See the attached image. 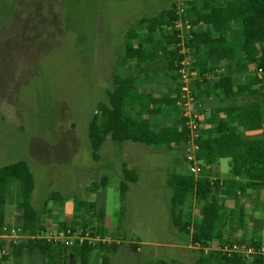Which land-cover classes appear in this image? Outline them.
Masks as SVG:
<instances>
[{
	"label": "rangeland",
	"instance_id": "rangeland-1",
	"mask_svg": "<svg viewBox=\"0 0 264 264\" xmlns=\"http://www.w3.org/2000/svg\"><path fill=\"white\" fill-rule=\"evenodd\" d=\"M201 1L185 0L186 13L192 14ZM176 8L175 0H0V168L16 162L30 166L35 178L32 204L39 215L38 236L59 228V223L95 232L101 223L98 216L80 208L74 199L105 210V232L99 236L108 243L92 254V264H205L211 252L217 253L192 242L191 233L202 219L204 203L194 201L185 208L190 235L181 234L172 224V192L166 181L173 171L188 173L184 143L156 147L108 138L94 161L88 140L91 118L100 115L101 106L108 103L107 93L113 89L116 61L125 52L126 35L135 31L140 36L150 35L149 26L141 21ZM150 26L155 27L156 44H162L167 28ZM239 30L234 25L229 38H238ZM164 61L159 57L144 72L142 85L154 97L157 91H173L174 80ZM221 68L226 71L227 64ZM214 77L201 79L197 75L193 80L211 82ZM153 81L155 87L150 86ZM215 94L197 102L194 98L197 118H208L213 107L223 104ZM162 120L157 122L164 126L171 123ZM199 126L204 135L214 132L205 121ZM125 170L134 171L137 179L127 182L122 199L120 184L125 181ZM203 175L232 179L231 159L204 167ZM104 178L107 186L97 190ZM22 185L12 181L5 218L6 227L20 230ZM56 192L65 199L63 204L51 200ZM219 201L227 243L215 241L210 247L217 250L234 242L264 245L262 192L248 190L237 198L220 197ZM241 213L245 218L242 227ZM24 240L0 242V264H47L46 257L30 255L25 249L16 256L15 247ZM2 249L7 250V256L2 255ZM72 250L59 264H79V248Z\"/></svg>",
	"mask_w": 264,
	"mask_h": 264
},
{
	"label": "trees",
	"instance_id": "trees-1",
	"mask_svg": "<svg viewBox=\"0 0 264 264\" xmlns=\"http://www.w3.org/2000/svg\"><path fill=\"white\" fill-rule=\"evenodd\" d=\"M197 8L192 14L185 12L184 20L191 29L185 31L183 45L190 51L198 74L203 76L207 73L203 64L205 62L215 79L211 82L195 79L191 82V90L195 102L207 100L217 93L215 97L219 96L223 104L213 107L208 118L198 116V125L205 121L213 127L214 132L204 135L199 131L196 160L207 168L221 159H231L234 177L220 180L201 174L196 179L189 171L185 174L173 171L166 183L172 192V224L181 234L190 235V223L184 221L185 208L194 201L204 203L202 219L194 226L191 237L194 244L208 248L215 241L220 243L225 233L220 197L237 198L248 190L259 191L264 195V0H202ZM175 14V9H172L152 19L142 20V25L149 26L150 35L140 36L136 31L126 35L125 52L116 61L113 89L107 93L108 103L101 106L100 115H94L88 126V140L94 161L99 159V152L108 138L118 143L156 147L170 146L175 141L185 143L189 132L181 108V82L178 75L182 57L177 45L181 41L177 39V34H166L160 41L162 44H156V36L152 33L155 27L150 26L159 25L168 29L177 20ZM234 25L240 28L239 37L230 39L229 34ZM161 56L165 60L167 72L173 77L174 87L169 96L154 104L149 90L143 86L144 72ZM224 64H227L226 71L221 68ZM253 66L255 69L251 71ZM122 70L123 73L120 72ZM258 70L263 72L262 79L257 74ZM166 107L174 115V121L163 127L165 130L156 131L152 118L160 116ZM197 111L199 108L196 104L195 113ZM123 175L125 181L120 184L122 199L128 190L127 182L135 183L137 179L134 171L125 170ZM12 181L23 182L19 189V210L22 215L19 225L26 236V240L15 247L16 256H21L25 249L30 255L46 257L47 264H59L69 252H73L74 247L38 238L39 215L32 204L35 178L26 162L0 168V229L5 227ZM106 186L107 178H104L97 190ZM51 200L60 204L65 201L58 192L51 195ZM73 201L83 210L96 213L101 223L95 232L91 230V235L103 236L105 210L96 208L92 202ZM243 222L241 213L240 225ZM76 226L72 224L68 228L59 223L56 229L76 231ZM250 245L262 246L261 242ZM116 247L113 246L115 251ZM102 249L101 243L95 246L85 244L79 249L76 259L79 264H92V254ZM207 260L205 264H264L262 257L249 262L244 258H226L215 252H211Z\"/></svg>",
	"mask_w": 264,
	"mask_h": 264
},
{
	"label": "built area",
	"instance_id": "built-area-1",
	"mask_svg": "<svg viewBox=\"0 0 264 264\" xmlns=\"http://www.w3.org/2000/svg\"><path fill=\"white\" fill-rule=\"evenodd\" d=\"M176 3V22L167 29L168 34H177V39L181 41L177 46L180 48L179 55L182 57V60L179 64L178 75L180 77L181 87V108L183 110V117L186 120V128L189 132L187 139L185 140L186 149V162L188 164V171L197 179L203 173L204 167L196 160V152L197 145L196 139L199 137L200 126L197 123V116L193 112V103L194 97L191 94L190 84L193 81V77H200L201 79H213L211 73L209 72V67L207 68V73L203 76L199 75L194 67V59L191 56L188 48L184 47L183 41L185 38V31H189L191 29L190 24L184 20L185 16V0H175ZM260 79L263 77L262 70L257 71ZM16 238H26L21 232L20 229L12 228V227H3L0 229V242H4L6 240L16 239ZM39 239L51 242L54 241L56 243L64 244L66 247H74L81 248L85 244L95 246L98 243L102 245H106L108 240L105 238H101L98 235H91L90 232L80 229L73 231L72 229L65 230H57L44 233L43 236H38ZM199 246V244H196ZM216 251L217 253H221L223 257L226 258H244L247 261H253L258 257H262L264 261V245L261 247L252 246L247 243H238L234 242L230 245H224L221 248L215 250L214 247H209L207 249ZM206 251V252H207ZM2 255H8L7 250L2 249Z\"/></svg>",
	"mask_w": 264,
	"mask_h": 264
},
{
	"label": "crops",
	"instance_id": "crops-1",
	"mask_svg": "<svg viewBox=\"0 0 264 264\" xmlns=\"http://www.w3.org/2000/svg\"><path fill=\"white\" fill-rule=\"evenodd\" d=\"M155 85H156V82L155 81H153L152 83H150V86H152V87H155ZM172 85H173V82H172ZM146 89H149V88H146ZM152 89V88H151ZM154 90H156L155 88H154ZM157 91V90H156ZM166 94V95H165ZM171 94V92H163V93H161V92H159V91H157V95L154 97L151 93L149 94V96H150V98H151V100H152V103H154V104H156V103H158L159 102V100L161 99V98H165V97H167V96H169ZM161 96V97H160ZM172 117H174V115H172L171 114V112H170V109L168 108V107H166V108H163L162 109V114L160 115V116H158V117H154V118H152V121H153V124H154V126H155V128L157 129L156 131H163V130H165L163 127H166V126H164V122H162V124L163 125H161V123H158L157 121L158 120H160V121H163L162 119H164V120H166V119H170L171 120V122H173L174 120H173V118ZM165 124H168V122L167 123H165ZM169 125V124H168ZM163 128V129H162ZM246 217H247V215H246ZM244 222H245V218H244ZM244 222H243V224L242 225H240V227H242L243 225H244ZM246 223H247V221H246ZM242 233H238V235H241ZM244 239H246L245 238V236H244ZM225 243H227V241H225V239H224V236H223V240L219 243V245H223V244H225ZM252 242H250V243H247V244H251ZM34 255H40V254H34ZM7 262V261H6ZM8 263V262H7Z\"/></svg>",
	"mask_w": 264,
	"mask_h": 264
}]
</instances>
